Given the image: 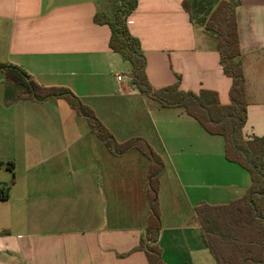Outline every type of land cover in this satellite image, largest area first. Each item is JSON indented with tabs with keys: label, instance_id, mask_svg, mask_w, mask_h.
Masks as SVG:
<instances>
[{
	"label": "crops",
	"instance_id": "1",
	"mask_svg": "<svg viewBox=\"0 0 264 264\" xmlns=\"http://www.w3.org/2000/svg\"><path fill=\"white\" fill-rule=\"evenodd\" d=\"M181 1L137 0L127 17L147 78L159 88L178 75L181 89L214 90L227 104L231 79L222 71L216 37ZM117 5L0 0V61L40 85L68 87L117 141L145 139L165 163L157 237L164 263L217 264L195 207L242 196L249 172L226 159L221 135L182 107H163L135 88L130 64L109 47V26L93 20ZM234 9L247 97L243 131L262 136L264 0H239ZM0 161V264H149L136 249L148 217V159L140 151L112 154L64 99H19L0 104Z\"/></svg>",
	"mask_w": 264,
	"mask_h": 264
},
{
	"label": "trees",
	"instance_id": "2",
	"mask_svg": "<svg viewBox=\"0 0 264 264\" xmlns=\"http://www.w3.org/2000/svg\"><path fill=\"white\" fill-rule=\"evenodd\" d=\"M118 5L114 13L97 12L93 20L110 28L109 47L130 64L129 76L135 88L163 107H182L211 134L224 140L226 159L244 167L250 175V185L242 196L228 203L195 207L203 228L202 238L217 264H262L264 262V135H248L243 131L246 121L247 97L235 4L239 0H182L181 4L191 19L201 23L216 37L222 71L230 77L229 102L222 104L217 92L201 89L199 92L180 88L179 76L173 83L153 88L147 78L146 60L140 42L126 24L137 0H112ZM0 73L5 78V103L19 99L44 101L64 99L88 123L95 138L114 155H123L132 149L148 159L146 195L148 217L146 233L136 249L145 253L149 264H165L157 243L160 223L159 185L165 166L161 155L142 137L132 136L117 141L111 131L99 120L93 109L66 86H44L29 78L21 67L0 61ZM3 163L0 161V166ZM11 163L7 166L10 168ZM5 192L0 187V197Z\"/></svg>",
	"mask_w": 264,
	"mask_h": 264
},
{
	"label": "rangeland",
	"instance_id": "3",
	"mask_svg": "<svg viewBox=\"0 0 264 264\" xmlns=\"http://www.w3.org/2000/svg\"><path fill=\"white\" fill-rule=\"evenodd\" d=\"M4 92H5V78H4V74L0 73V104L5 103ZM4 174H5L4 169H1L0 179L3 177Z\"/></svg>",
	"mask_w": 264,
	"mask_h": 264
},
{
	"label": "built area",
	"instance_id": "4",
	"mask_svg": "<svg viewBox=\"0 0 264 264\" xmlns=\"http://www.w3.org/2000/svg\"><path fill=\"white\" fill-rule=\"evenodd\" d=\"M116 77H117V79H118V80H121V78H122V75H121V74H119V75H117Z\"/></svg>",
	"mask_w": 264,
	"mask_h": 264
}]
</instances>
